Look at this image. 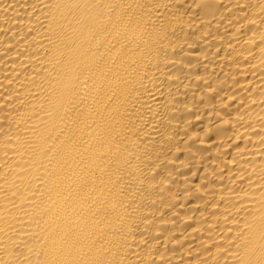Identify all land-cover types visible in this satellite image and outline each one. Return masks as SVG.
<instances>
[{
    "label": "bare ground",
    "instance_id": "6f19581e",
    "mask_svg": "<svg viewBox=\"0 0 264 264\" xmlns=\"http://www.w3.org/2000/svg\"><path fill=\"white\" fill-rule=\"evenodd\" d=\"M0 264H264V0H0Z\"/></svg>",
    "mask_w": 264,
    "mask_h": 264
}]
</instances>
